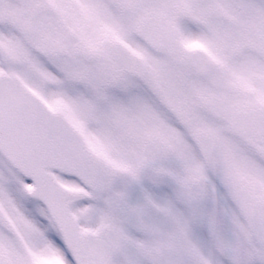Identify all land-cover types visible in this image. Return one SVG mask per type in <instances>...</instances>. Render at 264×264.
Segmentation results:
<instances>
[{
  "label": "snow or ice",
  "instance_id": "6c2138e0",
  "mask_svg": "<svg viewBox=\"0 0 264 264\" xmlns=\"http://www.w3.org/2000/svg\"><path fill=\"white\" fill-rule=\"evenodd\" d=\"M0 264H264V0H0Z\"/></svg>",
  "mask_w": 264,
  "mask_h": 264
}]
</instances>
